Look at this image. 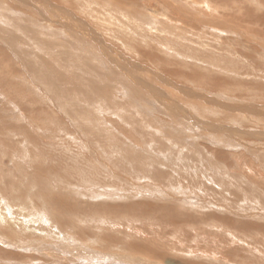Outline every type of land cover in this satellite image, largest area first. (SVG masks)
I'll list each match as a JSON object with an SVG mask.
<instances>
[{
    "label": "rangeland",
    "instance_id": "obj_1",
    "mask_svg": "<svg viewBox=\"0 0 264 264\" xmlns=\"http://www.w3.org/2000/svg\"><path fill=\"white\" fill-rule=\"evenodd\" d=\"M0 264H264V0H0Z\"/></svg>",
    "mask_w": 264,
    "mask_h": 264
}]
</instances>
